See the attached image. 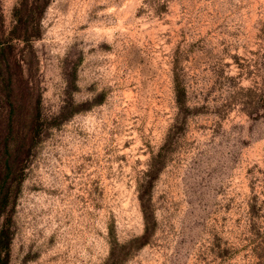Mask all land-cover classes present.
<instances>
[{
	"label": "rangeland",
	"instance_id": "1",
	"mask_svg": "<svg viewBox=\"0 0 264 264\" xmlns=\"http://www.w3.org/2000/svg\"><path fill=\"white\" fill-rule=\"evenodd\" d=\"M44 2L0 0L6 264H264V0Z\"/></svg>",
	"mask_w": 264,
	"mask_h": 264
},
{
	"label": "trees",
	"instance_id": "2",
	"mask_svg": "<svg viewBox=\"0 0 264 264\" xmlns=\"http://www.w3.org/2000/svg\"><path fill=\"white\" fill-rule=\"evenodd\" d=\"M49 0H45L43 8H46ZM20 22V21H19ZM13 37L10 36L9 39H12ZM20 39V37H17ZM23 38V37H21ZM27 40V38H26ZM9 40H5L3 42H0V53H2L6 48H10ZM173 93H174V100L176 103V106L179 109H182L185 107V102H186V91L185 87L180 80L179 76L175 75L173 77ZM5 151L8 150V145H5ZM3 168H4V173L2 175V178L0 179V187L5 188V185L7 183V177L9 176V173L13 170L12 166L15 164L17 165V161L15 158L10 160V157H7L6 155H3ZM1 164V165H2ZM8 203V197L6 194H3V192L0 191V222L2 221V217L4 215V207ZM142 210L144 212V207H142ZM145 216V215H144ZM6 223V222H5ZM111 236H112V231H111ZM144 234L139 237L131 240L133 243L140 242L138 246H141L144 244V242H141V240L144 239ZM12 237L9 233V228L6 224L3 222L0 223V264H6V262L9 259V245L11 243ZM113 242L115 243V239L113 238ZM116 244V243H115ZM114 247V246H113ZM112 244H111V250L110 253L105 261V264H122L123 260L121 259H116L114 258V254H112Z\"/></svg>",
	"mask_w": 264,
	"mask_h": 264
}]
</instances>
